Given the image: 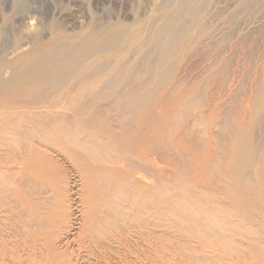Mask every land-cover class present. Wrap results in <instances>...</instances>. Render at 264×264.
<instances>
[{"label":"rangeland","instance_id":"1","mask_svg":"<svg viewBox=\"0 0 264 264\" xmlns=\"http://www.w3.org/2000/svg\"><path fill=\"white\" fill-rule=\"evenodd\" d=\"M159 1L0 0V66L57 27L66 35L79 29L78 21L130 22L132 12L145 17L165 5ZM233 1L212 0L213 17L207 11L210 23L177 62L175 79L136 121L138 114L113 115L105 108L110 101L83 115L87 127L74 112L64 119L60 112L25 114L31 109L0 105V264H264V219L234 193L230 137L219 132L256 116L264 0ZM221 12L231 22L219 19ZM101 110L109 113L105 119ZM33 128L44 137H31Z\"/></svg>","mask_w":264,"mask_h":264},{"label":"bare ground","instance_id":"2","mask_svg":"<svg viewBox=\"0 0 264 264\" xmlns=\"http://www.w3.org/2000/svg\"><path fill=\"white\" fill-rule=\"evenodd\" d=\"M225 1L228 2L230 0H224V5ZM210 3H212V0H164L165 5L162 2L164 6L155 9L151 8L150 13H147L145 17H141L144 15L138 16L137 13L135 14L132 12L133 20L130 22H128V20L122 21L121 18L120 20L119 18L118 20L115 18V21L111 18L105 21L91 20L87 23L78 21L79 29L76 30L75 33L66 35L59 32L57 29L58 27L50 30L47 40L43 39L44 37L41 38L40 35L41 39H37L29 50L11 59L10 66H0V91L7 94L11 93L13 90L19 89L21 92L18 96L16 95V97L14 96L10 100L9 98L3 99L0 97V105L4 106L6 104H11L13 105L12 107L24 106V111L27 108L31 109L30 112L26 111L27 113L25 112V114H31L32 109H35L36 111L33 110V112L35 111L37 114L38 109H46L45 111L49 110L50 112H54L51 113L52 116L58 115L56 112H60L59 114H61L60 116L63 118L62 116H65L66 113L71 114L74 112V115L78 114L83 118V115H90V117H92V113H97L99 111L98 109H101L100 104L102 102L110 101V103L108 102L105 106L108 111H113L112 114L114 111L115 113H117L116 111H121V113H123L122 111H126L128 115L132 114L131 116L138 114L132 119L136 121L137 117H140L141 114L145 115L150 111L152 106L149 105L153 104V101L150 102L151 104L149 101L157 94H162L165 89L170 86L172 78L175 79L173 77V70L177 62L201 33V29H203L205 25V20L208 18L206 13L212 9V7H210L211 5L213 6L214 4L215 6L216 2L211 5ZM242 3L246 2L244 1ZM218 5L219 4H216V10H218ZM224 5H220L221 8L224 7ZM226 5L228 4L226 3ZM229 6H227V8ZM232 11L234 12V9ZM211 12L213 17V11L207 14L209 15ZM227 13L226 11V15L230 14ZM221 14L223 13L221 12L220 15ZM223 15L225 16V14ZM217 16L219 15L217 14ZM227 17V21L231 22L232 18L229 21ZM221 18L223 19L222 15L219 19ZM226 19L223 20L225 21ZM208 20H206V23L209 22ZM225 22L222 23L226 24ZM230 26L232 25L230 24ZM209 27L208 29H211V27ZM225 27L228 26L224 25V28ZM68 32L71 33L69 30ZM204 33V35H207L206 32ZM7 72H9V75L5 76ZM167 93H165L164 96H166ZM169 93L171 95L170 91ZM174 93L172 92L173 97L176 95V93L173 95ZM188 94H191V90ZM186 99L189 100L187 94ZM183 101L186 102V100H181L180 102L182 103ZM255 103L256 116L251 123L239 128L231 126L230 123L226 126L224 124V128H222L221 131L219 130V132L220 135H223L221 132H223V129H226V137L225 135H223V137L226 138L225 140L228 138L227 134H229L230 137L229 142H225L227 144L229 143V154L226 152L228 149H226V147L228 145L224 144L223 146L227 145L224 151L228 154V158H226L228 159L227 167L230 174L228 177H233L232 180L234 181L231 183L230 177L228 181L225 176L224 180L231 184L234 183L232 186H234L233 189L235 188V192H233L235 194L238 192L242 197V200L239 201L241 204L247 205L248 207L250 206L254 214H258V216L260 215L259 217L264 219V82L257 92ZM168 107L166 109H169ZM144 110L146 113H144ZM16 111H18V109ZM154 111L155 109L152 112ZM39 112H41V110ZM105 112L106 110H101L99 112L101 118L105 119L106 114L109 115L108 112ZM48 113L49 112H47V114ZM71 116L72 115H70V117ZM117 116L119 117L120 115L118 114ZM54 117L53 118L56 119L55 121H57V116ZM96 117L99 118V116ZM65 118L67 117L65 116L64 119ZM85 118L86 117H84L83 120ZM122 118H124V116H122ZM87 119L89 122L91 121L88 116ZM93 119H95V116ZM84 121L85 123L83 121L81 122H83L84 125L86 124L87 127L88 122L86 123V119ZM76 122L74 123L77 124ZM103 122L104 124L106 123L105 121ZM90 123L92 124V121ZM217 123L214 126L219 127V125L222 124L220 123L217 125ZM91 124L90 127L94 125ZM98 124H100V121L97 125ZM94 127L97 128L95 125ZM211 128L214 129V127ZM260 128H263L262 133H260L261 131L258 132ZM97 130L98 129H96V131ZM33 131L36 132L37 129L34 130L33 128L31 131L32 136H30L37 137V132L35 134ZM98 131H100V129ZM41 132H43V129L42 131L40 129L38 133L37 138L39 139H41V136L39 137ZM94 132L95 131L91 134ZM45 133L46 132H44V134ZM95 134L98 136V133ZM41 135L43 134L41 133ZM118 139L119 138H117V140ZM223 140L222 142L220 141V143H224ZM109 143L111 142L109 141ZM108 145L110 147V144ZM83 146L86 147L87 145ZM110 149L116 148H112L111 146ZM220 151L218 153H221ZM227 154L221 155L227 156ZM31 155L35 156L34 153ZM96 155H94V157ZM102 157L104 158V156ZM149 158L152 157L149 156ZM207 161L209 164V160ZM214 166L216 165L214 164ZM222 168L220 170H222ZM206 169L204 172L208 171L209 168ZM215 169L216 168H214V170ZM223 172L224 169L221 172L222 176L226 173ZM227 183L225 184L227 185ZM231 189L228 191L232 192ZM234 193L232 194L234 195ZM211 221H213V219ZM220 227L223 228L221 225ZM215 231L214 233H217Z\"/></svg>","mask_w":264,"mask_h":264}]
</instances>
